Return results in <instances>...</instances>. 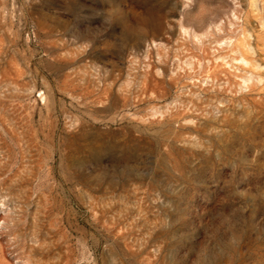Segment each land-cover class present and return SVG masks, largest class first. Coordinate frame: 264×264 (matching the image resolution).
I'll use <instances>...</instances> for the list:
<instances>
[{
  "label": "rangeland",
  "instance_id": "1",
  "mask_svg": "<svg viewBox=\"0 0 264 264\" xmlns=\"http://www.w3.org/2000/svg\"><path fill=\"white\" fill-rule=\"evenodd\" d=\"M0 264H264V0H0Z\"/></svg>",
  "mask_w": 264,
  "mask_h": 264
}]
</instances>
